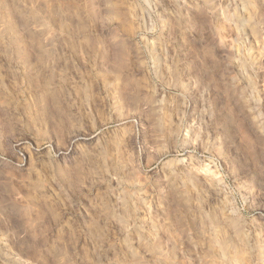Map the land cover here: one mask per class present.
Here are the masks:
<instances>
[{
	"label": "rangeland",
	"instance_id": "rangeland-1",
	"mask_svg": "<svg viewBox=\"0 0 264 264\" xmlns=\"http://www.w3.org/2000/svg\"><path fill=\"white\" fill-rule=\"evenodd\" d=\"M0 264H264V0H0Z\"/></svg>",
	"mask_w": 264,
	"mask_h": 264
},
{
	"label": "bare ground",
	"instance_id": "bare-ground-1",
	"mask_svg": "<svg viewBox=\"0 0 264 264\" xmlns=\"http://www.w3.org/2000/svg\"><path fill=\"white\" fill-rule=\"evenodd\" d=\"M21 145V144H20ZM19 145V146H20ZM216 239H217V237H216ZM215 240V239H214ZM218 240V239H217ZM213 241V240H212ZM216 244V243H215ZM216 249V248H215ZM218 249V248H217ZM216 249V250H217ZM220 249H221V252H222V255L223 256H229L231 253H230V246H229V244L227 243V242H224V243H222V244H220Z\"/></svg>",
	"mask_w": 264,
	"mask_h": 264
}]
</instances>
